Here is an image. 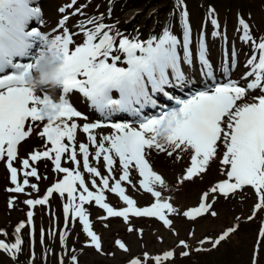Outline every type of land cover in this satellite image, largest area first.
Instances as JSON below:
<instances>
[{"label": "snow or ice", "instance_id": "obj_1", "mask_svg": "<svg viewBox=\"0 0 264 264\" xmlns=\"http://www.w3.org/2000/svg\"><path fill=\"white\" fill-rule=\"evenodd\" d=\"M177 7L181 9V34H173L165 27L158 37L150 34L144 41L135 36L130 38L112 25L99 22L100 17L84 21L81 29L85 39L71 51L69 45L73 43V34L66 27H63V35L54 36L49 33L41 35L33 29L31 35L38 38L42 48L60 61L65 69L57 103L34 95L26 86L32 63L12 65L19 71L0 74V161L6 158L10 181L14 185L7 191L25 193L28 186L38 190L37 184H30L28 178L41 179L34 165L43 160L51 161L53 171L64 174L63 178L53 183L43 198L26 199L23 203L31 208L45 205L54 193L62 199L66 194L67 201L62 205L65 227L70 214L73 220L78 218L97 250L101 247L100 238L90 227L85 208L93 201L106 213L100 219L122 217L127 222L131 214L133 217H158L164 225L171 223L164 210L175 209L168 202H160L161 192L154 187L164 186V180L153 170L150 162L153 151L166 152L169 157L178 152L192 153L190 166L181 177L183 182L204 174L222 144L226 150L220 161L224 166L221 171L227 178L217 182L210 191L219 192L227 198L229 191L251 186L264 202V36L254 38L249 24L240 19L237 29L239 39L252 45V55L245 62L249 70L240 78L245 83L230 77V71L237 66L238 50L234 46L230 59L229 52L222 49L223 79H217L216 66L210 60L203 28L194 40L183 0H178ZM60 11L63 13L64 8ZM67 19L65 16L59 26L62 27ZM208 19L213 29L219 27L212 8L208 9ZM87 25L94 27L89 29ZM219 35L215 30L210 33L213 38ZM197 66L205 84L203 88L191 91L190 86H195L192 72L197 70ZM3 72L4 69L0 68V73ZM73 90L87 98L90 108L95 109L100 120L89 121L86 115L69 103L66 94ZM257 90L260 94L252 96V102H247L248 93ZM177 92L182 95H177ZM158 94H162L166 103H158V99L154 98ZM145 109L154 111L146 112ZM118 114H127L130 119ZM74 118L89 122L80 126ZM45 121L39 136L46 138L45 145L50 144V147L44 151L35 150L29 158L20 161L23 180L18 182V169L13 166L18 159L17 146ZM105 126L113 131L101 134L98 141L93 130ZM78 128L87 134V142L79 143L78 150L82 155L83 170L90 175L95 191L89 189L79 170L75 150ZM90 145L95 148L91 158L99 162L102 157L106 175L90 163ZM65 156L76 167L69 169L62 166V157ZM117 158L121 170L118 178L114 175ZM176 159H180L179 154ZM133 172L138 173L139 188L157 198V202L150 207H138L137 201L130 198L122 186L126 183L136 189L131 178ZM96 178H99V183ZM105 191L116 194L126 207L117 210L110 206L105 202ZM15 199L10 198V208L14 206ZM207 199L208 192H205L199 206L190 208L183 215L189 217L207 213L212 207L211 203H206ZM256 207L259 208L260 204ZM211 214L216 215L215 212ZM26 215L28 225H32L33 211H28ZM24 227L25 223L21 221L14 230V243L9 245L0 240V249L19 252L22 244L19 234ZM226 235L227 232L215 243L219 244ZM43 239L42 229L41 242ZM65 240V232L61 231L62 246ZM166 255L172 256V252ZM71 259L76 261L77 257L73 255Z\"/></svg>", "mask_w": 264, "mask_h": 264}, {"label": "rangeland", "instance_id": "obj_2", "mask_svg": "<svg viewBox=\"0 0 264 264\" xmlns=\"http://www.w3.org/2000/svg\"><path fill=\"white\" fill-rule=\"evenodd\" d=\"M51 3H50V2ZM69 1V0H68ZM85 0H76L74 4H70L65 6L66 0H46V5L49 8L48 10L45 8L42 15L39 19L34 23L32 29H36L41 35L50 34L54 35H63V27H66L70 34H73V43L69 45V49L74 50V48L80 45L84 39V32L81 29V21L87 20L92 17H96L97 14L100 16L101 23L112 25L111 20L107 12L103 11V8L98 12H94V10L89 9L87 12L79 13L82 10V4ZM117 1V0H116ZM116 1L113 3L110 0H104V4L107 3L109 8H116ZM208 0H183L184 8L190 11V13L194 12L196 9L193 7L195 4L205 3L207 4ZM262 1V0H260ZM11 0H1V14H0V35L7 36L10 33V29L14 28L10 23L8 28L5 31L1 30V25L4 22V17L8 12L7 6L10 4ZM177 5L178 0H175ZM214 16L217 20H219L220 14H222L221 9L224 8L223 5L218 2H214L213 4ZM158 6H154L150 1H147L143 4H140L138 7H135L130 10L123 9L121 13L124 15L131 14L132 11H141L139 16H134L137 18L136 22L141 24V28L144 24V19H152L150 26L143 27V30H153L155 27L159 30H163L165 28V24L161 18L158 23L155 24L154 12ZM254 7V6H252ZM61 8H64V12L60 11ZM78 8L75 12H72L73 9ZM96 10V9H95ZM202 10H206L205 6L202 5ZM26 11V6H25ZM53 11V12H52ZM75 13V14H74ZM260 13L264 14V7L260 9ZM55 15V16H54ZM54 16V17H53ZM65 16L68 19L64 22V25L55 26V20L57 17L64 18ZM105 17V18H104ZM25 19V15L24 18ZM121 24L128 25L131 21H127L124 18L119 17ZM227 19V18H226ZM231 19H233L231 15ZM230 20V19H227ZM232 21V20H230ZM234 21V20H233ZM194 22L197 23V21ZM250 32L254 38H259V33L264 29V18L253 21L250 25ZM87 28L94 27L93 25H87ZM55 29V32L49 29ZM135 28V27H134ZM215 30L220 33L218 37H211L210 33ZM122 33L127 35L128 37L135 36L136 39L140 40L139 34H134L130 32L128 29H120ZM207 44L210 46V55L216 50L221 48H230L233 46L239 52V63H241L245 58H249L252 55V45L249 42L245 44L241 42L239 39L240 33L237 29H234V33L229 35V38H226V34L230 33L229 29L219 28L210 30H204ZM197 36V35H196ZM195 36V38H196ZM264 36V35H262ZM147 38V34L144 39ZM193 37V39L195 40ZM41 43L40 40L37 41V44ZM33 53V51H32ZM32 53H28L31 55ZM247 54V55H246ZM122 55V54H121ZM211 62L213 59L210 58ZM124 66V65H120ZM19 71V70H18ZM17 72V71H15ZM245 82H243L244 84ZM60 90V89H58ZM62 91V90H60ZM259 91L249 92L247 97V102H252V96L259 95ZM41 98L43 95L37 94ZM54 95V93H51ZM56 97V96H55ZM56 101L59 100V96L56 97ZM78 111L82 112L89 118V121L95 122L99 119L92 118L90 114L81 111L78 107L74 106ZM80 107V106H79ZM74 120L78 123V125L82 126L83 123L89 122L85 121L83 118H74ZM42 122L40 127L37 128L29 137L25 138V141H22L20 145L17 146L18 159L13 162V166L20 167V161L25 158H29L28 154L33 153L35 150L44 151L50 147V144L45 145L46 138H41L39 136V132L43 129ZM113 130L110 127H101L99 129L93 130V134L97 135L98 141L99 136L101 134H111ZM66 142V141H65ZM81 142H87V134L83 133L80 128L77 130L76 134V142H75V150L77 152V158L79 160V170L85 178L86 184L90 190L95 191L91 185V177L88 173L83 170V159L82 155L79 154L78 146ZM226 149L221 144L218 155L214 158L212 162H210V166L207 168L204 174L200 176L194 177L191 181H183L181 182V177L184 175L185 170L188 166H190V157L192 153L190 151L183 153H176L173 156L169 157L166 152H156L153 151L151 153V164L153 170L156 171L159 175H161L164 180V186L156 185L155 190L161 192L160 202H168L172 204L175 211H169L167 209L164 210V215L167 219L171 221L169 225H164L163 221H161L158 217H133L129 214V219L126 222L122 217H109L107 219H100L101 217H105L106 213L103 209H100L95 205L93 201L91 204L85 205L86 214L89 215V224L92 230L98 235L100 238V250H97L96 247L92 244L90 237L85 233L86 239H81L79 243L72 242L68 251L64 253L65 248L69 245L70 237L69 235L66 237L65 243L62 246L61 243L58 246V249L62 251L63 257L65 259H71L73 255L77 257L74 264H119L125 262L133 258L134 254H136L139 250L146 251H157L158 249L166 250L173 243L180 241L176 245V248L183 247L185 243H189L191 241L195 243H199L197 240L199 236L212 237L214 236L222 226H227L231 223V219L235 215L244 214V209H242V205L244 208L245 204H248L252 197L253 192H251L249 186H244L242 189H238L235 191H229L227 198L217 193H212L210 188L213 187L217 182L225 180L226 174L222 173L221 169L224 167L221 164V159L223 157V152ZM90 163L93 166H96L102 175H106L107 172L105 170V165L102 157L99 162L93 160L91 157L94 156L95 148L90 145ZM180 155V159H176V155ZM67 160V162H65ZM19 162V164H18ZM37 167L38 174L41 179L37 180L35 177H29L30 184H37L38 190H33L30 186L26 187L25 193H11L7 191L9 187H12L10 181V173L7 169V160L6 158L0 161V223L5 219H13L15 220L17 217H21L24 210H31L34 213L33 216V226L35 229V235L41 233L42 228L37 226L36 219L38 214V208L42 205H36L33 207H29L23 203L25 197H32L33 195H40L43 192L44 188L47 189L52 186L53 183L58 182L59 179L63 178L64 174L56 173L53 171V163L49 160H43L38 164L34 165ZM62 166L68 167L69 169H73L76 167L70 160L67 159V156L62 157ZM121 174V170L118 164V158L114 165V175L116 178ZM44 177H47L46 179ZM132 181L136 184V189H133L131 185L122 184L126 188V194L137 201L138 207H150L152 203L157 202V198L153 197L150 193L144 192L139 188V177L138 173L133 172L131 175ZM97 179V183H99V178ZM23 175L20 169H18V182H22ZM112 181H110V184ZM6 184L7 187L3 188V185ZM208 192V199L206 203H211L215 201L212 207L209 209L207 213H202L200 216L191 215L189 217H185L183 213L190 208L197 207L201 201V196ZM15 197L14 206L12 208L8 205H4L3 200ZM214 197V199H213ZM52 203L51 208L49 210L51 215H48V221L54 219V217H58V209L60 208V204L65 203L67 200L64 196L62 199L58 193H54L52 195ZM105 202L109 203L110 206L119 210L122 206H126L116 194L105 191ZM215 212L216 215L213 216L211 213ZM77 224L81 225L78 218L75 219ZM62 221H58L54 228H58ZM107 225V227H105ZM122 226L127 227L126 231H122ZM131 229V231H130ZM68 230H71L69 228ZM209 230L213 232L208 233ZM84 231V230H83ZM74 237H77L74 235ZM60 239V235L58 237ZM201 242V241H200ZM207 243V242H206ZM124 245L121 247L120 245ZM4 258V257H3ZM0 256V264H2V259Z\"/></svg>", "mask_w": 264, "mask_h": 264}, {"label": "clouds", "instance_id": "obj_3", "mask_svg": "<svg viewBox=\"0 0 264 264\" xmlns=\"http://www.w3.org/2000/svg\"><path fill=\"white\" fill-rule=\"evenodd\" d=\"M33 67L30 70L26 86L37 95H43L51 103H57L51 93L57 89L62 90L65 79V69L51 53L41 48L35 55L32 62Z\"/></svg>", "mask_w": 264, "mask_h": 264}, {"label": "bare ground", "instance_id": "obj_4", "mask_svg": "<svg viewBox=\"0 0 264 264\" xmlns=\"http://www.w3.org/2000/svg\"><path fill=\"white\" fill-rule=\"evenodd\" d=\"M23 41H24V37L19 35L18 38H17V40H16V42L13 44V46L7 48L8 51L10 53H14V52H17L19 50H24L26 48V46L25 45H22V42ZM6 62H7V60H4V59H1L0 58V66H4Z\"/></svg>", "mask_w": 264, "mask_h": 264}]
</instances>
